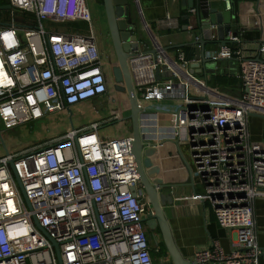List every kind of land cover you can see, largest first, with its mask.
<instances>
[{"label":"built area","instance_id":"built-area-1","mask_svg":"<svg viewBox=\"0 0 264 264\" xmlns=\"http://www.w3.org/2000/svg\"><path fill=\"white\" fill-rule=\"evenodd\" d=\"M131 1L143 36L129 58L141 134L150 137L143 142L157 148L175 142L201 187L187 199L210 201L221 225L236 232L230 252L215 241L197 251L195 262L262 264L254 205L264 199V139L252 138L248 118L264 115V40L249 51L230 31L221 45L211 24L216 42L210 45L217 46L206 48V58L240 65L238 86L214 87L192 67L201 60L182 47L167 48L140 0ZM7 4L11 9L0 22L1 137L107 93L110 81L86 0ZM196 13L190 8L191 16ZM178 20L167 13L163 21L177 27ZM70 21L86 22L88 30L57 29ZM201 30L197 18L188 25L196 49ZM118 94L105 119L0 157V264H60L54 243L62 264H154L145 230L152 206L134 163L132 129L112 138L100 134L102 125L121 121L130 109ZM165 101L169 108L153 105ZM162 113L168 123L160 121Z\"/></svg>","mask_w":264,"mask_h":264},{"label":"crops","instance_id":"crops-1","mask_svg":"<svg viewBox=\"0 0 264 264\" xmlns=\"http://www.w3.org/2000/svg\"><path fill=\"white\" fill-rule=\"evenodd\" d=\"M229 1L239 2L243 0H225V2ZM140 2L146 20L151 25V28L161 36L163 42L167 44V47L170 49L182 47L187 54V50L193 52V55H190L191 57L189 58L196 56V47L189 44L190 42L188 41V25H192L196 21V18L191 16L188 6L187 8L183 7L182 0H140ZM132 9L134 21L139 26V33H141L140 22L134 5ZM5 12V10L0 12V15L2 17L4 16L3 18H6L7 15ZM167 13L178 16L177 27H168L164 24L163 20ZM245 18H247L245 21L248 22L247 25L254 29L240 32L238 36L241 44L245 48L249 49V51H254L260 41L264 40V30L260 31L258 29L260 24L264 26V14L261 16V19L257 15H246ZM57 29L62 30L59 26H57ZM216 46L210 45V49ZM101 53L105 55V52L102 50ZM108 56L112 57L111 54ZM201 68L202 71L197 69L199 75L202 74L209 84L214 87L230 89L239 84H237V81L236 83H229L230 85L214 83L220 77L238 79L240 65L237 59L212 61L206 67H202L201 65ZM118 97L123 99L122 95ZM99 100L101 102L104 101L103 103L106 104L109 103L106 97H101ZM95 110L97 111L98 109ZM161 115L166 114L162 113ZM248 122L252 138L258 140L264 139V117L251 114ZM59 134L61 133L54 134L48 140L59 136ZM152 159L159 169V177L163 180L164 187L161 189V192L171 197V201L166 202L163 209L170 224L174 241L183 257L188 260H195L197 251L203 248H211L215 241L220 244L225 252H230L236 237L235 230L221 225L210 201L195 202L187 199V197L201 190L195 176L190 177L191 172L188 167V164L190 165L189 158L182 156L175 142L172 140H164L158 146L157 152ZM254 214L258 241L261 247H263L264 199L256 200ZM158 232L161 236L160 231ZM153 253H155V250ZM155 255L157 254H153L154 264H158L159 260L155 261ZM261 263L264 264V254L261 257Z\"/></svg>","mask_w":264,"mask_h":264},{"label":"water","instance_id":"water-1","mask_svg":"<svg viewBox=\"0 0 264 264\" xmlns=\"http://www.w3.org/2000/svg\"><path fill=\"white\" fill-rule=\"evenodd\" d=\"M103 3L113 48L118 60L113 68V86L108 101H115L117 93L127 94L129 99L130 114L119 122L130 121L131 123L134 163L141 185L152 206V210H150L145 222L150 230L160 231L162 242L166 246L171 264H196L195 260H188L183 257L174 241L170 224L163 209L166 202L171 201V197L161 192V189L164 187L163 180L159 177V169L152 159L157 152V147H146L143 139L150 137H142L141 134L140 113L142 108L138 102L129 66V58L140 48L137 42L139 29L133 18V3L131 0H103ZM182 5L184 8H187V6L189 8H196L197 27L202 29L201 38L197 41L200 44V48L196 49V58L201 61L195 62L192 65V67L200 69V71H202L201 65L202 67H206L208 63L212 62L210 58H206L205 56L206 46L216 42L211 39V24L217 25L218 43L225 45L227 43L225 37L230 31L233 32L234 36H237L240 32L254 29L247 25L248 22H245L247 20L245 18L246 15H257L261 19V16L264 14V0H243L239 2H225V0H182ZM10 9L11 5L9 4L0 6V10ZM258 29L263 31V24H260ZM188 41L190 42L189 44L196 43L190 41L189 38ZM157 76L160 78L158 72ZM255 115L264 117V115L260 114ZM188 167L191 172L190 177H193V171L189 164ZM132 190L136 194V188L134 187ZM154 240L156 245L160 244L155 233ZM54 245L59 262L62 264L59 246L57 243H54ZM262 248L264 250V246Z\"/></svg>","mask_w":264,"mask_h":264},{"label":"rangeland","instance_id":"rangeland-1","mask_svg":"<svg viewBox=\"0 0 264 264\" xmlns=\"http://www.w3.org/2000/svg\"><path fill=\"white\" fill-rule=\"evenodd\" d=\"M88 8L91 13L92 17V25L93 28L98 36V44L100 50L105 52V55H112V58L115 62H118L117 57L114 53L113 43L111 40L109 27L107 23L104 3L102 0H86ZM6 11L5 13H8ZM19 18H23L21 13H17ZM4 17V16H3ZM0 15V22L5 23L6 18H3ZM75 22L68 23V31H75L76 28L79 26L75 24ZM80 29L82 32H86L88 26L86 24L80 23ZM59 27H63L62 24H59ZM86 29H85V28ZM139 29V26H137ZM139 37H143L141 33H139ZM206 48H210V44L206 46ZM203 77V75L201 74ZM229 89V88H226ZM123 97V104L129 106V99L127 94H121ZM119 95V96H121ZM125 96V97H124ZM104 101H100L98 106L102 104ZM171 102H163V103H153L156 107L161 108H169ZM105 106L106 104L103 103ZM101 106L97 107L98 110L100 109L101 112L96 111L93 107L88 106L86 104L76 105L70 111H52L49 113L45 118L31 122L27 124H23L18 126L15 129L8 130L3 132L2 137L0 136V157L7 154L8 151H21L27 148H31L35 145H40L46 143L48 139L53 137L56 133L62 135L69 131L71 128H79L85 125H90L94 121H101L108 113L103 112ZM108 111V110H107ZM125 116L127 117L130 114V109L124 111ZM161 121L163 123L169 122V116L161 115ZM131 130V123L130 121L124 122H113L110 124H104L100 128V134L102 136L107 137H115V136H122L127 135L128 131ZM145 230L147 231L148 228L145 226ZM153 231V230H151ZM148 232V231H147ZM155 235L160 241L159 245H156L153 235V249L155 250V261L159 260L158 264H171L170 257L168 253H165V249L162 247L161 243V236L159 235L158 230L154 231ZM161 251V252H159ZM159 252V253H158ZM161 258V259H160Z\"/></svg>","mask_w":264,"mask_h":264},{"label":"flooded vegetation","instance_id":"flooded-vegetation-1","mask_svg":"<svg viewBox=\"0 0 264 264\" xmlns=\"http://www.w3.org/2000/svg\"><path fill=\"white\" fill-rule=\"evenodd\" d=\"M98 37V36H97ZM97 41H98V38H97ZM114 53H115V51H114ZM102 54V53H101ZM102 56V59H103V68H104V71H105V73H106V75H107V78L109 79V87H108V91H107V93L105 94V95H103L102 97H106L107 99H109V97L111 96V89H112V81H113V68H114V66H115V64L117 63V62H115L114 60H113V58L112 57H110V56H108V55H101ZM119 95H121V94H118V96ZM101 98V97H100ZM100 98H98V99H94V100H92V101H89V102H83L82 104H86V105H88V106H91V107H93L94 109H98V108H96V107H99V106H101L100 108H102V110H103V112H105V113H108V107H109V105L108 104H106V106L102 103V104H100L99 106H98V103L100 102ZM119 98V97H118ZM117 102V100H115V101H112V103H116ZM98 112H101L100 111V109L99 110H97ZM146 227L148 228V226H147V224H146ZM148 235H149V237H150V244L152 245V247H153V245H154V243H153V235H154V231H151L149 228H148ZM161 245H162V243H161ZM161 252V251H160Z\"/></svg>","mask_w":264,"mask_h":264},{"label":"trees","instance_id":"trees-1","mask_svg":"<svg viewBox=\"0 0 264 264\" xmlns=\"http://www.w3.org/2000/svg\"><path fill=\"white\" fill-rule=\"evenodd\" d=\"M8 3V0H0V6H2V5H5V4H7ZM0 12H2V10H0ZM70 22H75V24H78L79 26L76 28V30H81L80 28V23H83V22H81V21H70ZM70 22H66V23H62V25H63V27H61L62 28V30L63 31H68V27H67V25H68V23H70ZM74 24V25H75ZM84 24H86V26H88V24L86 23V22H84ZM85 28V27H84ZM87 28V30H88V27H86ZM85 28V29H86ZM86 30V31H87ZM188 51V57H191L190 55H193V52H190L189 50H187ZM216 80V79H215ZM236 81H237V84L238 83H240L239 82V79H233V78H222V77H220V78H218L214 83H216V84H223V85H230L229 83H231V82H233V83H236ZM237 86V85H236ZM162 247L165 249V253H168L167 252V249H166V246H165V244L162 242ZM154 254V253H153Z\"/></svg>","mask_w":264,"mask_h":264}]
</instances>
